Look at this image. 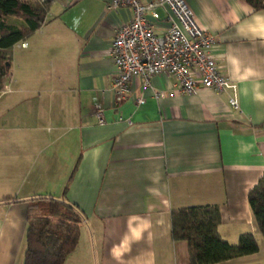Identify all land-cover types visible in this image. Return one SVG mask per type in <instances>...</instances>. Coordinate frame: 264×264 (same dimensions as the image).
<instances>
[{
	"label": "crops",
	"instance_id": "crops-1",
	"mask_svg": "<svg viewBox=\"0 0 264 264\" xmlns=\"http://www.w3.org/2000/svg\"><path fill=\"white\" fill-rule=\"evenodd\" d=\"M107 1L52 0L26 44L12 45L0 88V264H22L27 204L37 196L63 199L83 216L63 264H188L185 241L170 237L169 213L204 204L218 206L222 238L235 244L251 232L258 244L210 264H264L247 203L264 169V7L186 0L216 35L234 109L230 90L184 94L168 72L154 74L150 88L132 77L116 102L109 42L132 9ZM157 10L160 31L166 11Z\"/></svg>",
	"mask_w": 264,
	"mask_h": 264
},
{
	"label": "trees",
	"instance_id": "trees-1",
	"mask_svg": "<svg viewBox=\"0 0 264 264\" xmlns=\"http://www.w3.org/2000/svg\"><path fill=\"white\" fill-rule=\"evenodd\" d=\"M254 9L264 0H245ZM52 0H0V88L9 73L12 45L30 36L45 20ZM17 17L22 23L6 21ZM66 188H64L63 192ZM247 203L264 240V169L247 193ZM25 250L22 264H63L79 239L83 216L72 204L52 196L28 200ZM170 237L186 243L188 264H210L228 258L252 254L258 244L251 232L241 234L235 244L218 232L220 212L217 205L204 204L171 209Z\"/></svg>",
	"mask_w": 264,
	"mask_h": 264
},
{
	"label": "built area",
	"instance_id": "built-area-1",
	"mask_svg": "<svg viewBox=\"0 0 264 264\" xmlns=\"http://www.w3.org/2000/svg\"><path fill=\"white\" fill-rule=\"evenodd\" d=\"M107 6L132 9L130 18L118 24L109 42L114 64L110 89L116 102L126 97L132 77L140 76L143 87L150 88L154 74L168 72L175 78L177 91L194 94L200 87L216 92L230 90L229 105L238 108L235 84L220 71L213 54L216 35L196 22L186 0H108ZM158 6L166 11V27L160 31L154 29ZM19 44L23 46L26 41ZM153 96L159 98L162 92L154 91ZM142 101V97L137 99ZM96 117L98 124L105 122L102 109L96 111Z\"/></svg>",
	"mask_w": 264,
	"mask_h": 264
},
{
	"label": "rangeland",
	"instance_id": "rangeland-1",
	"mask_svg": "<svg viewBox=\"0 0 264 264\" xmlns=\"http://www.w3.org/2000/svg\"><path fill=\"white\" fill-rule=\"evenodd\" d=\"M28 1H36V0H28ZM4 19H5L6 21H12V20H18L19 18H17V17H12V16L7 15V16H5Z\"/></svg>",
	"mask_w": 264,
	"mask_h": 264
}]
</instances>
